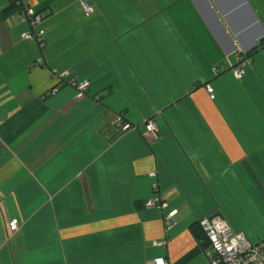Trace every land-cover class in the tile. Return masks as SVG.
Here are the masks:
<instances>
[{"label": "crops", "instance_id": "1", "mask_svg": "<svg viewBox=\"0 0 264 264\" xmlns=\"http://www.w3.org/2000/svg\"><path fill=\"white\" fill-rule=\"evenodd\" d=\"M25 1L32 27L0 0V264H207L212 212L264 239V0Z\"/></svg>", "mask_w": 264, "mask_h": 264}, {"label": "built area", "instance_id": "2", "mask_svg": "<svg viewBox=\"0 0 264 264\" xmlns=\"http://www.w3.org/2000/svg\"><path fill=\"white\" fill-rule=\"evenodd\" d=\"M18 9L24 15L26 21L32 27L39 23L42 15L40 12L33 10L25 0H16ZM79 5L86 13H91L93 8L87 2L80 0ZM16 7V8H17ZM43 30L37 33L28 31L23 36L24 38L34 39L40 44L42 42ZM250 61V57H245L239 54L235 65L232 67L236 78H241L244 74V66ZM58 78H63L64 74H56ZM77 90L84 93L88 87V81L83 79L74 82ZM207 91L210 97H213V89L207 85ZM144 135L146 137H154L158 131L157 124L153 119H147L145 122ZM113 126L122 131H128L135 127L134 124L126 122L122 115H117L113 120ZM145 204L147 206L165 207L166 202H162L158 197L153 196L148 199ZM176 210L170 211L164 218L165 229L168 230L174 225L172 216ZM198 224L205 234L208 246L204 249L207 258V264H264V239L252 243L242 232L234 231L226 219L218 213H208L198 219ZM12 228L16 229L14 223ZM157 246H163L165 240H158L154 242ZM156 264H165L163 258H157Z\"/></svg>", "mask_w": 264, "mask_h": 264}, {"label": "trees", "instance_id": "3", "mask_svg": "<svg viewBox=\"0 0 264 264\" xmlns=\"http://www.w3.org/2000/svg\"><path fill=\"white\" fill-rule=\"evenodd\" d=\"M10 6H11L12 8H16V7H17V5H16V0H11ZM263 43H264L263 41L260 42V44L258 45V47H260ZM258 47H257L256 49H258ZM256 49H254V51H255ZM253 53H254L253 51H250V52L244 53L243 55H244L245 57H250V58H251V56L253 55ZM241 54H242V53H241ZM119 115H121V114H119ZM191 231H192L193 235H194L196 238H199V237H202V236L204 237V236H205L204 232H202V229L200 228V226H199V224H198V221H197L196 223H194V225L191 227ZM200 243H201V245L205 248V244H204V242L201 241Z\"/></svg>", "mask_w": 264, "mask_h": 264}]
</instances>
